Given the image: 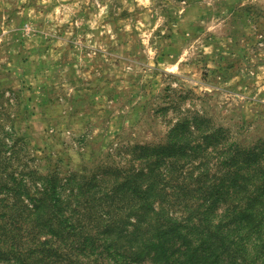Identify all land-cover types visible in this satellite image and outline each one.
Here are the masks:
<instances>
[{
    "label": "rangeland",
    "instance_id": "obj_1",
    "mask_svg": "<svg viewBox=\"0 0 264 264\" xmlns=\"http://www.w3.org/2000/svg\"><path fill=\"white\" fill-rule=\"evenodd\" d=\"M194 115L264 142V0H0V123L24 169L101 176Z\"/></svg>",
    "mask_w": 264,
    "mask_h": 264
},
{
    "label": "trees",
    "instance_id": "obj_2",
    "mask_svg": "<svg viewBox=\"0 0 264 264\" xmlns=\"http://www.w3.org/2000/svg\"><path fill=\"white\" fill-rule=\"evenodd\" d=\"M3 130L0 264H127L152 251L167 264H264L263 141L243 148L194 115L110 172L62 181L16 160L17 141L9 154L15 138Z\"/></svg>",
    "mask_w": 264,
    "mask_h": 264
}]
</instances>
